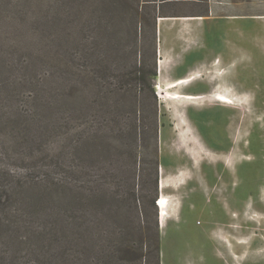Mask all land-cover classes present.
<instances>
[{"label": "rangeland", "instance_id": "obj_1", "mask_svg": "<svg viewBox=\"0 0 264 264\" xmlns=\"http://www.w3.org/2000/svg\"><path fill=\"white\" fill-rule=\"evenodd\" d=\"M259 2L250 11L263 14L250 17L248 26L218 23L212 38L201 41L179 36H196L195 30L178 31L172 51L159 54L154 8L143 0H0V114L25 110V98L36 88L44 94L60 89L62 107L38 109L48 131L37 165L55 164L48 156L63 144L55 135L62 122L70 138L86 135L74 159L93 168L112 191L88 208L99 212L102 227L125 237L139 227L151 234L158 227L159 264H264V0ZM189 45L208 52L182 54ZM139 73L147 77L143 89ZM182 78L187 82L176 86ZM177 92L210 96L185 101L172 98ZM223 94L236 104L223 103ZM12 133V126L0 125V143L8 144ZM161 178L164 195L176 206L163 226ZM52 201L61 213L74 205L68 194ZM118 239L98 247L71 240L66 264H143L127 261L134 247ZM43 259L37 257V264Z\"/></svg>", "mask_w": 264, "mask_h": 264}, {"label": "trees", "instance_id": "obj_2", "mask_svg": "<svg viewBox=\"0 0 264 264\" xmlns=\"http://www.w3.org/2000/svg\"><path fill=\"white\" fill-rule=\"evenodd\" d=\"M151 74L155 75V70ZM138 84L140 89L148 85L145 74H138ZM43 89L27 94L25 110L0 114V125L12 126L13 131L8 144L0 143V264H37V257H44V264H66V244L71 240L80 244L89 240L98 247L114 236H119L118 244L127 241L134 247L127 261L159 264L158 227L153 234L139 227L125 237L121 231L102 227L97 220L99 212L88 208L99 195L110 196L112 191L93 168L74 159L86 135L78 132L75 139L70 138L67 124L62 122L55 135L62 137L63 144L55 155L48 156L55 164L37 165L39 159L44 160L41 153L47 142L41 137L48 131L38 109L55 110L65 100L57 87L46 94L41 93ZM60 157L61 161L55 159ZM130 171L134 175V164ZM67 194L74 205L61 213L54 209L52 200ZM117 256L123 258V250Z\"/></svg>", "mask_w": 264, "mask_h": 264}, {"label": "crops", "instance_id": "obj_3", "mask_svg": "<svg viewBox=\"0 0 264 264\" xmlns=\"http://www.w3.org/2000/svg\"><path fill=\"white\" fill-rule=\"evenodd\" d=\"M145 6L152 5L155 13V36L159 54L172 51L171 40L178 31H197L196 36L179 35L187 39L203 40L212 38L218 23L230 24L231 28L242 29L248 26L250 17L262 12H251L250 7H258L259 0H143ZM181 23L182 27H171L172 23ZM204 42V41H203ZM202 42V43H203ZM187 44V43H185ZM190 46V45H189ZM188 47V46H186ZM183 47L182 54H204V48Z\"/></svg>", "mask_w": 264, "mask_h": 264}, {"label": "bare ground", "instance_id": "obj_4", "mask_svg": "<svg viewBox=\"0 0 264 264\" xmlns=\"http://www.w3.org/2000/svg\"><path fill=\"white\" fill-rule=\"evenodd\" d=\"M162 68V60L159 59V72L161 71ZM186 78H182L179 79L176 83V86H180L183 85L184 83L187 82V80H185ZM174 83V84H175ZM210 95H182L180 93H174L172 95V98L174 99H180V100H185V101H189V100H203V99H207ZM183 98V99H181ZM221 101L225 104L228 105H233L236 104L237 100L232 97L229 94H223L221 96ZM183 123V122H182ZM167 183L165 181V179L161 178V182H160V190H161V196L159 197L158 205L160 207V214H159V220H160V225L163 226L168 218V216L170 215V212L172 210H174V207H176L169 199L168 196L164 195L163 190L166 188ZM174 205V206H173ZM233 227V226H232ZM234 228V227H233ZM246 240H242V242H245ZM234 256V255H233Z\"/></svg>", "mask_w": 264, "mask_h": 264}]
</instances>
